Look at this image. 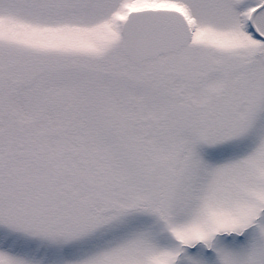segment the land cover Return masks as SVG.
Masks as SVG:
<instances>
[{
	"label": "snow or ice",
	"instance_id": "snow-or-ice-1",
	"mask_svg": "<svg viewBox=\"0 0 264 264\" xmlns=\"http://www.w3.org/2000/svg\"><path fill=\"white\" fill-rule=\"evenodd\" d=\"M0 264H264V0H0Z\"/></svg>",
	"mask_w": 264,
	"mask_h": 264
}]
</instances>
